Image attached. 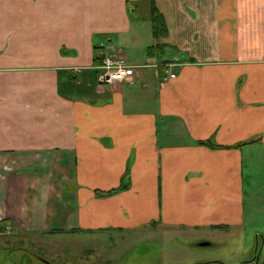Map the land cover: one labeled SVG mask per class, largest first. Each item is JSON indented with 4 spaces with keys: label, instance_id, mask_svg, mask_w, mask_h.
Here are the masks:
<instances>
[{
    "label": "crops",
    "instance_id": "1",
    "mask_svg": "<svg viewBox=\"0 0 264 264\" xmlns=\"http://www.w3.org/2000/svg\"><path fill=\"white\" fill-rule=\"evenodd\" d=\"M156 3L164 54L148 53L150 0H0V224L43 236L62 215L52 232L208 243L253 226L238 264H264V0ZM127 47L173 62L99 84L103 58L127 61ZM49 161L72 172L62 189Z\"/></svg>",
    "mask_w": 264,
    "mask_h": 264
},
{
    "label": "rangeland",
    "instance_id": "2",
    "mask_svg": "<svg viewBox=\"0 0 264 264\" xmlns=\"http://www.w3.org/2000/svg\"><path fill=\"white\" fill-rule=\"evenodd\" d=\"M144 52L142 47H127L126 63L131 66L147 65L150 68L152 64L161 67L173 62L170 51L153 63L135 61L140 60ZM44 164L49 165L56 186L60 189L63 180L68 183V179L72 178V172L63 163L60 162L57 167L53 161ZM61 216L51 218V232L43 236L24 234L20 230L1 235L0 264H238L243 258H250L251 253L247 250L256 246L255 233L249 234L253 226L229 233L222 232L220 238L214 239L208 246H203L201 244L207 242L203 236L212 234L171 232L165 229L156 232L142 229L136 234L109 232L74 235L72 231L65 234L52 232L58 224H64ZM259 228L264 229L263 226ZM259 244L257 256L264 262L262 237ZM255 256L254 253L253 257Z\"/></svg>",
    "mask_w": 264,
    "mask_h": 264
},
{
    "label": "trees",
    "instance_id": "3",
    "mask_svg": "<svg viewBox=\"0 0 264 264\" xmlns=\"http://www.w3.org/2000/svg\"><path fill=\"white\" fill-rule=\"evenodd\" d=\"M150 4H151V10H152L153 36H154V39L156 42L154 45H152L148 49V53L149 54H152V53L157 54L159 51H162L164 54L165 53V45H162L161 41H163L168 34L166 20H165L164 15L158 9L156 0H150ZM202 143L207 144V145L212 146V147H217L216 145H214L211 142H202ZM239 146H241V145H238L235 147H239ZM126 184H127V180H125L124 184H122V186L119 187L118 189L108 191V192L96 191V193L99 196L108 197V196L116 194L117 192L122 191L125 188H127ZM7 224H8L7 221H3V223L1 222L0 225H1L2 229H5Z\"/></svg>",
    "mask_w": 264,
    "mask_h": 264
},
{
    "label": "built area",
    "instance_id": "4",
    "mask_svg": "<svg viewBox=\"0 0 264 264\" xmlns=\"http://www.w3.org/2000/svg\"><path fill=\"white\" fill-rule=\"evenodd\" d=\"M140 67H133L128 65L126 61L116 55L105 56L99 66L100 73L98 74V83L101 85L114 84L116 82L125 81L131 74L132 69ZM171 77L175 75L171 74ZM10 227H6V232H11Z\"/></svg>",
    "mask_w": 264,
    "mask_h": 264
},
{
    "label": "water",
    "instance_id": "5",
    "mask_svg": "<svg viewBox=\"0 0 264 264\" xmlns=\"http://www.w3.org/2000/svg\"><path fill=\"white\" fill-rule=\"evenodd\" d=\"M201 245H203V246H208V245H209V243H203V244H201Z\"/></svg>",
    "mask_w": 264,
    "mask_h": 264
}]
</instances>
